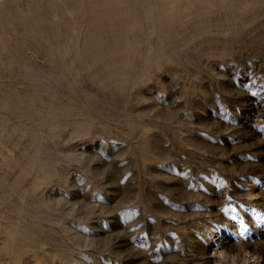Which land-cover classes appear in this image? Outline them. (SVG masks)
<instances>
[{
    "label": "rangeland",
    "instance_id": "1",
    "mask_svg": "<svg viewBox=\"0 0 264 264\" xmlns=\"http://www.w3.org/2000/svg\"><path fill=\"white\" fill-rule=\"evenodd\" d=\"M0 264H264V0H0Z\"/></svg>",
    "mask_w": 264,
    "mask_h": 264
}]
</instances>
